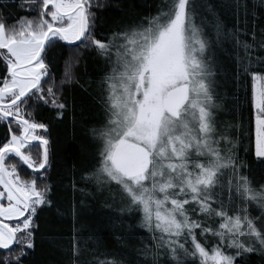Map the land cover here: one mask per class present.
<instances>
[{"label": "snow or ice", "instance_id": "snow-or-ice-1", "mask_svg": "<svg viewBox=\"0 0 264 264\" xmlns=\"http://www.w3.org/2000/svg\"><path fill=\"white\" fill-rule=\"evenodd\" d=\"M20 6L37 11L38 18L22 17L11 26L0 19V58L6 65L0 73V124L8 131L0 146V250L6 253L0 264H21L34 248L38 210L52 204L46 182L50 144L41 134L48 125L33 118L30 102L64 116L63 89L78 83L72 68L81 46L94 50L107 69L93 90L100 109L90 129L95 165L83 179L98 191L115 185L126 201L118 213L140 215L139 226L152 241L140 250L143 255L152 264L161 257L167 264H248L250 255L264 256V185L254 187L250 178L264 172V56L254 55L264 51V28L258 35L253 11L251 42L241 39L249 36L246 0H231L237 23L230 29L206 2L164 0L155 15L103 38L94 29L96 10L107 0H21ZM58 42L77 53L65 62L59 84L46 63ZM226 45L237 84L249 76L252 81L250 162L237 154L230 135L235 126L216 124V50ZM12 158L31 170V179L8 163ZM252 204L259 216L250 214ZM14 246L20 249L15 254ZM79 256L74 243L72 264H80ZM84 264L123 261L103 252Z\"/></svg>", "mask_w": 264, "mask_h": 264}, {"label": "trees", "instance_id": "trees-1", "mask_svg": "<svg viewBox=\"0 0 264 264\" xmlns=\"http://www.w3.org/2000/svg\"><path fill=\"white\" fill-rule=\"evenodd\" d=\"M20 2L21 0H0V19L6 25L11 26L22 17L38 18L37 11L22 10ZM196 2L212 5L226 28H233L237 23L233 9L229 7L231 0ZM246 3L249 9V36L241 39L251 42L253 11L258 17L255 19L257 34L259 35V29L264 28V0H246ZM163 4L164 0H107L106 7L96 10V37L110 36L112 32L139 23L145 17L155 15ZM32 8H38V4L32 5ZM205 30L210 31V28ZM225 47V51L216 50V94L219 105L215 110L216 124L218 129L227 125L235 126L230 135L237 142V154L241 161L250 162L252 157L248 153L254 148L252 81L249 76L242 85L237 84L234 79L233 53L230 46ZM76 55L72 48L62 42L48 50L46 63L49 64L57 84L63 78L65 62ZM254 55L264 56V51H257ZM5 69L6 65L0 58V73H4ZM106 70L105 61L97 57L94 50H85L81 46L79 63L72 68L78 83L67 84L63 89V102L67 105L64 116L58 117L56 110L50 105L30 102L28 111L33 113V118L48 125L47 132L42 135L49 140L51 148V167L46 182L52 188L49 197L52 204L38 210L34 218V248L22 258L21 264H72L74 243L80 246L84 261H91L96 254L106 252L115 254L123 264H152L151 257H145L140 251L146 244L152 243L149 233L139 226L140 215L121 216L118 213L117 210L126 201H122L115 185L98 191L92 182L83 179L95 165V146L90 139V129L99 119L100 109L95 103L93 90ZM7 137V126L0 124V146L6 142ZM33 152L35 155V149ZM8 163L18 164L21 177L31 179V170L26 166H19L16 158L10 159ZM244 174L249 175L246 170ZM250 178L253 179L254 187L264 185V172L256 170ZM106 205L112 207L108 208ZM19 250L18 246H14L13 254ZM5 254L0 250V256ZM247 260L248 264H264V256L260 254H252ZM159 264H167L166 258L161 257Z\"/></svg>", "mask_w": 264, "mask_h": 264}, {"label": "rangeland", "instance_id": "rangeland-1", "mask_svg": "<svg viewBox=\"0 0 264 264\" xmlns=\"http://www.w3.org/2000/svg\"><path fill=\"white\" fill-rule=\"evenodd\" d=\"M104 75V74H103ZM43 133V132H42ZM41 133V134H42ZM249 211H250V214L252 216H259L260 215V209L255 205V204H252L249 206ZM14 223V222H13ZM80 247V246H79ZM80 249V248H79ZM82 255H83V252L82 250L80 251V256H79V261H80V264H84V260H82Z\"/></svg>", "mask_w": 264, "mask_h": 264}, {"label": "flooded vegetation", "instance_id": "flooded-vegetation-1", "mask_svg": "<svg viewBox=\"0 0 264 264\" xmlns=\"http://www.w3.org/2000/svg\"><path fill=\"white\" fill-rule=\"evenodd\" d=\"M50 153H51V148H50ZM49 171H50V169H48V171H47V175H48ZM5 204H6V201H5ZM12 223H13V222H12Z\"/></svg>", "mask_w": 264, "mask_h": 264}]
</instances>
